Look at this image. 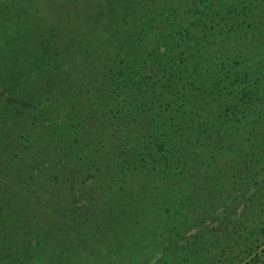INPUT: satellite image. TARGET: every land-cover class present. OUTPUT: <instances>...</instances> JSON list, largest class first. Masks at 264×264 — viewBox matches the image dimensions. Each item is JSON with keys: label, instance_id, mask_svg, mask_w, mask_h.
Returning a JSON list of instances; mask_svg holds the SVG:
<instances>
[{"label": "trees", "instance_id": "16d2710c", "mask_svg": "<svg viewBox=\"0 0 264 264\" xmlns=\"http://www.w3.org/2000/svg\"><path fill=\"white\" fill-rule=\"evenodd\" d=\"M142 2L99 0L89 11L91 31L101 37L71 65L81 95L115 97V103L127 95L148 113L140 138L122 148L120 161L109 166L105 155L92 163L101 179L119 181L115 195L106 192L110 213L119 214V225L132 237H152L132 222L138 216L156 225L165 218L181 229L157 264L169 255L176 258L171 264H264V0H182L185 6L167 0L136 15ZM3 3L13 14L15 0H0V9ZM26 28L23 23L4 36L11 42L2 53L16 49L13 42ZM233 41H241L236 49ZM143 55L154 60H141ZM38 59L14 61L17 76L35 72ZM146 66H152L149 73H143ZM81 78L94 87L88 90ZM90 110L84 105L72 112L75 131L65 135L71 141L83 142L102 126ZM118 118L126 122L128 115ZM67 128L50 133L48 149L63 142L58 136ZM196 205L202 225L183 224ZM158 213L163 217L153 221ZM119 225L109 223L102 232L110 247L119 241ZM106 258L103 264L117 261Z\"/></svg>", "mask_w": 264, "mask_h": 264}, {"label": "rangeland", "instance_id": "374dc122", "mask_svg": "<svg viewBox=\"0 0 264 264\" xmlns=\"http://www.w3.org/2000/svg\"><path fill=\"white\" fill-rule=\"evenodd\" d=\"M166 1L143 0L135 13L143 14V6L151 10ZM171 1L185 6L182 0ZM98 2L15 0L13 14L4 8L6 4H1L0 264H103L106 257L117 260L112 264H157L167 242L171 243L181 231L174 230L172 222L165 218L161 225H156L145 215L132 222H139L137 229L143 228L152 237H132L119 225V214L112 215L106 204V192L115 195L119 181L101 179L95 173L98 166L92 163L105 155L109 166L120 161L122 148L132 145L133 138H140L138 134L147 123L148 113L141 112L135 101H126L127 95L115 103V97L108 99L101 95L107 99L102 101L93 94L78 92L76 67L72 69L71 65L76 55L97 44L101 37V33L91 31L90 25L93 18L89 10ZM142 20L149 26L152 24L151 17L142 16ZM23 23L27 25L23 39L16 37V43L13 42L16 49L2 53L11 42L4 36L14 34ZM239 42H232L234 49ZM45 47L46 51L50 50L48 56L43 54ZM152 57L154 60L153 55L146 58L143 55L141 60L152 61ZM26 58H33L32 62L42 58L36 62L41 66L28 75L17 76L20 70L15 72L18 67L12 63ZM151 69L152 66H146L143 73ZM58 71L63 72L57 75ZM49 77H53V81H48ZM80 80L88 90L94 87L91 79ZM164 95L168 96L167 92ZM74 101L78 104L73 108ZM84 105L90 107V113L102 126L97 129L99 131L92 129L83 142L77 138L71 141L65 135L75 131L72 112ZM116 105L128 115V122L118 121L121 112ZM49 122L51 125L47 127L45 124ZM64 125L68 127L66 132L58 136L63 142L53 146V150L48 149L50 133L57 132V128L63 132ZM43 127L46 131L41 130ZM85 156L94 160L90 162ZM86 160L90 163H84ZM99 183H104V188ZM201 209L196 205L183 224L201 226L204 218L200 217ZM162 217L158 213L153 221ZM109 223L115 229L118 225L121 228L116 230L119 241L114 247L102 239V232ZM183 230L187 232L186 227ZM37 244L39 249L35 248ZM116 248L122 253L116 252ZM112 254L114 257L109 258ZM167 258L165 264L176 260L171 255Z\"/></svg>", "mask_w": 264, "mask_h": 264}]
</instances>
